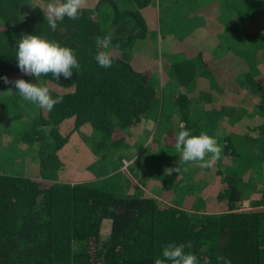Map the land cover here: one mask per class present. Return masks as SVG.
I'll return each instance as SVG.
<instances>
[{
  "label": "rangeland",
  "instance_id": "rangeland-1",
  "mask_svg": "<svg viewBox=\"0 0 264 264\" xmlns=\"http://www.w3.org/2000/svg\"><path fill=\"white\" fill-rule=\"evenodd\" d=\"M23 1L0 0V25L14 24L24 17L31 4ZM113 1L87 0L83 9L95 18L98 10L108 12L115 4L119 9L139 10L145 17L147 28L143 37L125 43L123 49L109 46L108 52L123 53L135 69L148 72L156 89L149 111L138 124L119 128L114 125L115 116L105 114L102 106H98L92 116L94 120L87 121L82 115L76 129L73 119L59 127L58 144L62 145L59 149L54 143L43 144L40 150L39 141L25 144L20 135L36 132L38 125L33 121L38 119L42 108L25 101L16 94L14 83H5L3 79L0 173L26 174L49 182H93L116 194H148L191 213L219 212L222 206L214 198L218 179L234 173L240 183L255 185L259 193L244 197L237 203L238 208L250 210L252 205L261 206L264 70L260 72L257 66L264 63V45L255 52L254 39L244 42L248 33L244 25L256 27L262 18L259 22L264 25V3L259 7L256 0H247V4L241 5L254 15L249 22V18L230 11V0ZM53 2L34 3L45 7ZM210 14L218 17L212 24L215 31L206 19ZM205 33L214 35L213 43L203 36ZM245 48L252 53L256 65L242 58ZM21 73L13 72L7 78L9 81L22 78L62 91L42 77L36 80ZM254 97L259 100L254 101ZM185 98L186 102L181 103ZM185 115L189 123H197L196 135L206 132L222 146L221 158L213 167L204 169L199 162L185 163L176 151L175 139L182 118L186 121ZM93 121L108 128L95 127ZM225 145L229 150L236 148L240 154H226ZM139 163L144 164L141 171L137 168ZM176 167L179 172L170 170ZM167 173L171 189L165 190L161 182ZM105 225L109 226L106 220Z\"/></svg>",
  "mask_w": 264,
  "mask_h": 264
},
{
  "label": "trees",
  "instance_id": "trees-1",
  "mask_svg": "<svg viewBox=\"0 0 264 264\" xmlns=\"http://www.w3.org/2000/svg\"><path fill=\"white\" fill-rule=\"evenodd\" d=\"M23 2L31 4L24 17L14 24L0 25V85L4 77L21 72L15 58L22 34L40 35L71 48L81 65L80 70L73 69L71 79L61 76L56 81L51 74L41 76L62 89L51 90V95L62 96L63 101L51 111L40 110L33 121L38 125L36 132L21 134L23 143L39 141L40 150L43 144L55 143L59 149V127L73 119L76 129L82 115L87 121L94 120L98 106L105 114L115 116L114 125L119 128L141 122L156 97L148 72L135 69L123 53L99 48L96 40L111 34L110 46L123 49L125 43L146 34L143 14L112 4L108 12L98 10L97 16L91 18L82 9L79 19L65 17L63 31H52L42 4L35 0ZM262 2L256 0L259 7ZM243 4L247 0H230L229 9L251 22L254 15ZM206 19L215 31L212 24L218 17L210 14ZM262 19L256 27L244 25L248 32L244 42L254 39L255 52L264 45V25L259 22ZM98 51L113 57L112 67L105 69L97 64L94 57ZM251 55L245 48L242 58L256 65ZM257 67L262 72L264 63ZM261 83L264 85V80ZM261 106L262 103L259 110ZM185 114L188 116L187 111ZM187 116L180 125L196 135L197 123H189ZM228 147L225 145L226 154H240L236 148ZM143 166L137 164L138 170ZM168 176L169 173L161 182L162 189H171ZM218 183L214 198L221 210L191 213L148 194H116L93 182H49L26 174L0 173V264H154L162 248L172 242H191L192 248L186 251L197 256L198 264H218V255L228 258L231 264H264V198L261 206L243 210L237 203L250 193L257 196L255 185L240 183L234 173L219 177Z\"/></svg>",
  "mask_w": 264,
  "mask_h": 264
},
{
  "label": "clouds",
  "instance_id": "clouds-1",
  "mask_svg": "<svg viewBox=\"0 0 264 264\" xmlns=\"http://www.w3.org/2000/svg\"><path fill=\"white\" fill-rule=\"evenodd\" d=\"M87 0H55L47 4L42 10L45 20L52 31L58 28L63 31L62 21L67 17L71 20L79 19L82 9L86 6ZM112 35L108 34L103 39L97 38L96 43L99 48H109ZM16 62L19 70L36 78L51 74L57 81L61 76L71 79L73 69L80 70L76 54L65 46H61L55 40H49L40 35L22 34L17 41ZM97 64L102 68L112 67L113 57L106 51H98L94 57ZM5 83H14L17 95L25 101L31 102L39 108L51 111L58 103H62L63 97L51 95V90L44 84L27 82L24 79L9 81L4 77ZM175 149L181 154L185 163L199 162V166L208 169L221 158L222 146L215 136L206 132L194 135L184 124L180 125V131L176 135ZM172 172H179V167L170 169ZM191 242L168 243L162 248L159 258L154 264H198L197 256L191 251ZM218 264H231V261L223 255L217 256Z\"/></svg>",
  "mask_w": 264,
  "mask_h": 264
},
{
  "label": "crops",
  "instance_id": "crops-1",
  "mask_svg": "<svg viewBox=\"0 0 264 264\" xmlns=\"http://www.w3.org/2000/svg\"><path fill=\"white\" fill-rule=\"evenodd\" d=\"M203 28V27H202ZM198 34V33H197ZM201 34V33H200ZM194 35V34H193ZM192 35V36H193ZM203 36H205L206 38H208L209 40H210V42H212L213 43V41L215 40V37H214V35L212 34H209V33H205ZM210 36V37H209Z\"/></svg>",
  "mask_w": 264,
  "mask_h": 264
}]
</instances>
